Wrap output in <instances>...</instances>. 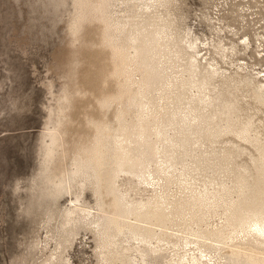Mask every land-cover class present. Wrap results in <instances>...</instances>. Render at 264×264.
<instances>
[{"label": "rangeland", "instance_id": "374dc122", "mask_svg": "<svg viewBox=\"0 0 264 264\" xmlns=\"http://www.w3.org/2000/svg\"><path fill=\"white\" fill-rule=\"evenodd\" d=\"M109 43L132 58L136 93L100 105L123 80L102 82ZM263 84L264 0H0V264H174L197 255L182 238L200 241L214 264H248L209 241L230 229L225 204L194 199L264 198ZM84 115L131 134L128 155L145 160L137 174L152 184L127 172L110 185L122 208L161 199L156 217L168 230L140 224L160 241L107 223L100 209L111 194L100 193L90 163L71 165L73 141L92 131ZM242 125L250 142L231 131ZM53 130L61 145L51 150Z\"/></svg>", "mask_w": 264, "mask_h": 264}, {"label": "bare ground", "instance_id": "6f19581e", "mask_svg": "<svg viewBox=\"0 0 264 264\" xmlns=\"http://www.w3.org/2000/svg\"><path fill=\"white\" fill-rule=\"evenodd\" d=\"M108 47H109L110 50L108 49L109 53H108V56L106 57V59L109 60L110 67L107 68V70L102 74V82H104V81L106 82L108 76H111V75L115 76V77L123 76L124 82H123L122 77H121L120 79L122 80L121 81L122 83H117L118 84V88H117L116 92H114L113 94H108V95L107 94L106 95L103 94L104 96L99 98L100 105L101 104L105 105L111 98H113L112 100H114V99L118 100L119 98L120 99L122 97H126L127 98L128 95H132V94L136 93L135 90L134 91L132 90L133 93L131 92L132 93L131 94L129 92V91H131V89H127L128 88V84L132 83V81L130 80V74L127 73L126 67L128 66L127 65L128 64L127 63L128 60L132 61V58L130 59L129 56L124 53V50L121 47H118L116 45H112L110 43L108 44ZM135 63H137V62H135ZM136 68H137V66H136ZM262 87L264 88V84L262 85ZM138 88L140 89V87H138ZM128 93H130V94H128ZM112 100H110V101H112ZM97 101H98V99H97ZM263 103H264V98H263ZM141 105H142V103L138 104L139 107ZM102 110H104V109H102ZM121 111H122V109H121ZM121 111L117 110L115 116L118 117V114H119L118 112H121ZM96 116L97 117H94V116L92 117L90 115V116H85L84 117L85 120H86V124L88 123V124H90L92 126V131L89 133V135L87 134L86 136H83V137L81 135H78V137L76 138L77 140L75 139L73 141L74 142V147H73V151L71 152L72 153L71 154V159H70L72 161L71 165H73V162H76V161L82 162V163L83 162L90 163L91 166H92V170L97 174L99 180L102 182V185H101L102 189H101L100 193L101 194H105V195L106 194L107 195L111 194L112 197L110 199V203L108 204V206L106 208L102 207V209H100L103 214H106L105 215L106 216L105 219L107 220V223H110V224L113 223L114 227L116 228L117 231H119L123 226H127L128 228H131L134 231L133 232V234H135L134 236H136L135 239H138L140 242L149 243L150 239H152V238H154V240L156 242L160 241L159 240V236H158L159 233H155L152 230V228L146 227V226H143V225H148V226H154V227H157V228H162V229L165 228V229H167V227H165V224L163 226L160 223H158V220H157L158 218L156 217L157 216V212H158L156 210L159 209V206L161 205V202H162L161 199L159 197H157L153 201L148 200L146 202H138V203L134 204V206L127 207V208L126 207L122 208V207H120V203H119V201L121 200L122 195L118 194L119 195L118 196L117 194H114L113 191H112L114 189V187H112L110 185V184H112L113 178L115 179V177L118 176L119 173H127V172H130V174L135 176L137 178V180H139V178H140V180H139L140 183L152 184V182L150 180H148L146 177H143V176L142 177H138V174H137V172H139L140 169L143 167V164L146 163L145 160L143 159L144 160L143 161L144 163H143L142 159L140 157V154L139 155L137 154V157H136V154L132 155V156L128 155L129 152L126 149H127L128 145L131 142L134 143L133 142L134 140H132L131 137H130L131 134L128 135L127 133H123L122 131H121L122 133H115V134L113 133L112 134L111 130L108 129L106 122L101 117L102 115L100 116L102 119L98 115H96ZM98 117L100 119H96ZM135 117L140 119V112L137 111ZM246 127H247L246 125H244V126L242 125L239 130H233L232 129L231 131H232V133L235 136L239 137L241 140L250 142L251 140L243 133L246 130ZM143 129H145V128H143ZM146 130L147 129H145V131ZM53 131L54 132H52L51 135H50L51 146H52V147L50 146L51 150H52V148L56 149L58 146L61 145V144H59L60 142L59 143L57 142V139L60 138L58 136V132L56 130H53ZM187 133H189V132H187ZM133 134L134 133H132V135ZM182 134H184V133L182 132ZM136 135H137V133H136ZM133 136H135V134ZM257 150L259 151L260 166L263 167L264 166V154L262 152L263 149L261 150V148L257 147ZM48 152H49V150H48ZM111 157H112V159H110ZM143 158H145V157H143ZM112 163H113L114 166H112V168L108 170L107 169V167H108L107 165L112 164ZM69 165H70V163H69ZM74 165H77V164H74ZM125 165L127 166V169L125 167L123 168V166H125ZM62 166H63V164H62ZM62 169H63V167H62ZM62 169L58 172V175L61 178L65 175V170H62ZM75 169L76 168H74V170ZM71 172H72V170H71ZM97 176H95V177H97ZM240 180L241 179H239V182H240ZM235 183H237V182H235ZM61 190H62V188H61ZM61 190H58V193ZM218 191H219V189H218ZM222 192H220V193H222ZM244 192H246V191H244ZM54 193L56 194L57 192H54ZM258 193L261 194V195L264 194V180L261 181V185H260V189L258 190ZM209 194L206 191L204 194H201L199 197H197V198L195 197V199L193 198L194 202L197 199L200 202V205L207 206V204H208V205H211V207H214L212 205H215L214 203H216V202H218V203L221 202V203L225 204V206H224L225 207V212L223 213V215L225 217V221L226 222H225L224 225H225V228L227 226L230 229H229V231L227 229L228 232L225 229V231L227 233H224L223 232L224 230L219 228L220 230H217V232H218L217 234H219L218 237H220V239L219 240L218 239L217 240H209V238H208V240L211 241V242L214 241L217 244L218 243L219 244L222 243L223 245H226L227 246V248H226L227 249L226 250L227 253H231V254H233V253L234 254L242 253L245 256V259L247 260L248 264H264V198H260L256 203H253L251 205L248 202L249 205L240 206V203L234 202V200L232 201V199L231 200H226V201H225V199L221 200L222 196L220 194L218 195V193H216V195L215 194H210L209 195ZM236 200L238 201V199H236ZM227 201H229V202H227ZM192 202H191V204H193ZM252 202H253V200H252ZM189 204H190V202H189ZM241 204H243V203H241ZM191 207H192V205H191ZM165 208H163V211H164ZM207 209H209V208H207ZM79 210H80L81 213H83L85 215L89 214L88 211L85 212L84 209H82V208L79 209ZM72 212L73 211L68 212V214H70ZM160 214H161V217H162V213H160ZM165 214H166L165 217L167 218V213H165ZM130 215L133 216L131 219H133L134 222H130L129 221L130 220ZM193 215H194V213H193ZM144 216H147V217L144 218ZM152 216L153 217L155 216L154 220H153L154 222L151 221V217ZM163 216H164V214H163ZM169 216H170V214H169ZM188 218H189V216H188ZM162 220H163V218H162ZM198 222H201V221H198ZM169 223H170V221H169ZM191 223H192V221H191ZM140 224H143V225H140ZM222 227L224 228L223 225H222ZM168 228H170V227H168ZM215 232H212V233H215ZM160 233L162 234V232H160ZM199 233L197 234L198 236H199ZM205 233H203V234H205ZM143 234H145L146 236L143 237L142 236ZM202 236H201V238H202ZM164 237H166V236L164 235ZM165 239H167V238H165ZM202 239H204V238H202ZM182 244H183L184 248L190 246V244H193V246L197 250V255H194L192 253V254L186 256V253L184 251V254L182 253L181 255L179 254L177 256V260L174 262V264H184V263H188V262H190L191 264H214L215 261L212 260V258L208 255V253L206 251L200 249V241L191 240V239H187V238H182ZM260 245H262V246H260ZM214 249L216 251V249L219 250L220 248H218V246H216ZM182 250H183V248H182ZM191 250L193 251V249H191V247H190L186 251H188V252L190 251L191 252ZM240 250H242V251H240ZM243 251H246V252H243ZM169 264H171V262H169Z\"/></svg>", "mask_w": 264, "mask_h": 264}]
</instances>
